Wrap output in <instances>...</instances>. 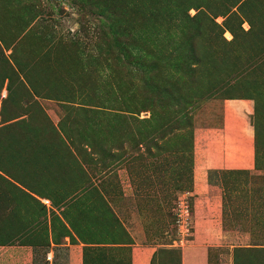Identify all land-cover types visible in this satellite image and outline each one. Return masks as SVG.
Returning <instances> with one entry per match:
<instances>
[{"label":"rangeland","instance_id":"obj_1","mask_svg":"<svg viewBox=\"0 0 264 264\" xmlns=\"http://www.w3.org/2000/svg\"><path fill=\"white\" fill-rule=\"evenodd\" d=\"M194 235L264 264V0H0V264Z\"/></svg>","mask_w":264,"mask_h":264},{"label":"crops","instance_id":"obj_2","mask_svg":"<svg viewBox=\"0 0 264 264\" xmlns=\"http://www.w3.org/2000/svg\"><path fill=\"white\" fill-rule=\"evenodd\" d=\"M249 134L250 133H248V135ZM218 239L219 238H216L214 241L206 243L205 241L197 240L194 235L192 239L187 241V244L181 248L180 264H207V248L218 245ZM132 250V264H147L152 253L150 248H136ZM71 255H73V253H70L69 250L66 257V264H79V259L74 257L72 261L73 256ZM48 256L50 260V255L48 254ZM46 260L49 261L48 259Z\"/></svg>","mask_w":264,"mask_h":264},{"label":"trees","instance_id":"obj_3","mask_svg":"<svg viewBox=\"0 0 264 264\" xmlns=\"http://www.w3.org/2000/svg\"><path fill=\"white\" fill-rule=\"evenodd\" d=\"M182 102H183L182 101V97L179 96V92L175 91V93L171 92L169 98H166V102L165 103H163L161 101H159L156 104L154 103V107H156V109H158L157 111H159V113H160V116H158V119L155 121L154 125L158 126V127L159 126L161 127V125L163 124V122H162L163 118L169 119L170 116H171V113H173L174 110H176L177 113H179V111H180L179 106L181 105ZM169 108L172 109V110L170 111ZM152 109H151V113H152V116H153ZM184 143H185V146H186L187 145V141L185 140ZM188 151L189 150L187 149V153H188ZM236 173H239V174L243 173L244 174V172H236ZM97 251H99V248H97V249H93V248L91 249L90 247L83 248L81 264H90V258L92 257V254L97 252ZM112 264H121V263L120 262H113Z\"/></svg>","mask_w":264,"mask_h":264},{"label":"built area","instance_id":"obj_4","mask_svg":"<svg viewBox=\"0 0 264 264\" xmlns=\"http://www.w3.org/2000/svg\"><path fill=\"white\" fill-rule=\"evenodd\" d=\"M46 259H48V260H49V256H48V255L46 256Z\"/></svg>","mask_w":264,"mask_h":264}]
</instances>
